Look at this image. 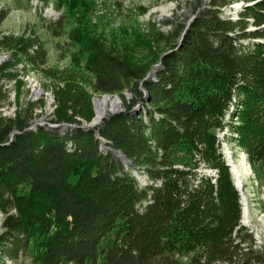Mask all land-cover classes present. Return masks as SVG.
Returning <instances> with one entry per match:
<instances>
[{
	"label": "trees",
	"instance_id": "1",
	"mask_svg": "<svg viewBox=\"0 0 264 264\" xmlns=\"http://www.w3.org/2000/svg\"><path fill=\"white\" fill-rule=\"evenodd\" d=\"M230 2L211 0L188 28L172 24L131 58L84 34L66 11L68 44L84 60L89 89H57L59 130L26 129L20 114L0 119V264L2 256L24 255L31 240L32 264H182L180 250L194 252L188 264H264V249L242 232L240 197L218 138L231 131L264 185V0H245L254 4L235 20L222 16ZM0 50L12 52L0 68L9 79L21 63L32 70L46 63L35 35H0ZM124 92L132 96L125 111L97 131L131 161L128 170L101 153L95 131L77 120L92 118L91 94ZM200 165L214 176L198 175ZM134 167L150 184L141 186ZM109 235L112 245L102 247Z\"/></svg>",
	"mask_w": 264,
	"mask_h": 264
},
{
	"label": "rangeland",
	"instance_id": "2",
	"mask_svg": "<svg viewBox=\"0 0 264 264\" xmlns=\"http://www.w3.org/2000/svg\"><path fill=\"white\" fill-rule=\"evenodd\" d=\"M210 1L0 0V35L13 37L35 35L43 43L47 55L45 66L42 68L45 72L32 70L21 63L10 70L16 76L15 79L0 76V119L13 120L20 114L27 120L26 129L36 124L37 127H40L38 123L44 124L41 127L50 128L47 124H54L53 113L56 107L55 92L57 89L70 86L78 93L88 92L91 76L84 69V60L79 55L77 48L68 44L66 11L71 14L73 22L81 27L84 34L103 44L107 49L118 53L121 57L131 58L132 55L141 53L142 43L146 46H153V38L156 33L170 32L172 24H182L188 28L194 17L206 8ZM230 1L229 7L222 9V16L230 17L233 20L236 19V13L244 7L254 4V2L247 4L245 0ZM250 30L254 29L250 28ZM11 55L10 50H0V68L12 61ZM155 66H157V71L160 65ZM151 72L149 77L153 79L155 71ZM32 84H36V89L39 90L38 94L32 91ZM103 97L118 98L120 108L115 112L108 110L102 122L108 117L123 113L125 102L132 99L128 92L123 93V98L118 95L91 94L92 118L88 122L77 119L81 125L92 123L95 118L94 102ZM225 122H230V120L226 118ZM67 128L72 127L63 126L64 131ZM97 130L93 131L98 139L100 137ZM228 130L225 128L223 132L218 133L221 154L226 164L227 161L232 160L241 165V170L245 173L241 178L243 187H238L231 172L232 169L229 167L234 186L240 197V226L243 227V233L252 235L256 250L264 249V185L261 181V173L258 168L252 170L249 167L245 155L231 141V131L228 132ZM99 149L102 152L101 145ZM125 161L126 163L121 162L123 166L131 165V161ZM127 166L124 167V170H128ZM176 168L181 167L177 166ZM131 170L132 174L136 172L143 178V181L139 182L141 186L148 185L146 176L138 167ZM197 173L198 175L214 176V173L209 172L201 165L198 167ZM70 181L74 182L75 179L71 178ZM157 183L154 185L157 186ZM21 192L23 195H27L28 188L22 187ZM2 219L3 216L0 214V235L3 233ZM112 243L113 235H109L101 246H111ZM34 245V241L31 240L25 254L19 256L16 261H9L5 256H2L1 260L4 264H32L37 252ZM193 254L194 252L191 250L190 252L180 250L176 257L180 263L188 264Z\"/></svg>",
	"mask_w": 264,
	"mask_h": 264
},
{
	"label": "bare ground",
	"instance_id": "3",
	"mask_svg": "<svg viewBox=\"0 0 264 264\" xmlns=\"http://www.w3.org/2000/svg\"><path fill=\"white\" fill-rule=\"evenodd\" d=\"M33 92L35 94H38V91L36 89V84H32ZM95 107V118L93 119L91 125L97 126L103 119V117L106 115L107 111L115 112L120 108V100L118 98L111 99L110 97H103L102 99H96L94 102ZM48 127L53 126L50 124H47ZM37 127V124L34 125L31 128ZM126 163V161H124ZM229 165L232 169V174L236 179V184L238 187H243L241 178L245 175V173L241 170V165L236 164L234 161L229 160ZM128 164H126L127 166ZM125 166V167H126ZM245 169V168H244ZM144 184V183H143Z\"/></svg>",
	"mask_w": 264,
	"mask_h": 264
},
{
	"label": "water",
	"instance_id": "4",
	"mask_svg": "<svg viewBox=\"0 0 264 264\" xmlns=\"http://www.w3.org/2000/svg\"><path fill=\"white\" fill-rule=\"evenodd\" d=\"M156 68L157 66H154L151 71H156ZM152 73V72H151ZM151 73L147 76V78H149V76L151 75ZM102 121L97 125V126H92L91 124H83L80 126L81 129L83 130H96L100 127ZM41 126H43L44 124L43 123H38ZM61 126L60 125H55L53 124V126H50L49 129L51 130H59L61 129L60 128ZM30 131V130H28ZM17 133H12L11 134V138L13 139L14 136L16 135ZM98 140L100 141V145L102 146V152L101 153H106V152H110L113 156H115V158L120 161V162H124V156L117 150L111 148L110 146H106V142L100 138H98ZM232 172V171H231ZM133 176L140 182V181H143V178L141 176H139L136 172L133 173Z\"/></svg>",
	"mask_w": 264,
	"mask_h": 264
}]
</instances>
